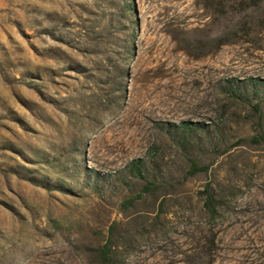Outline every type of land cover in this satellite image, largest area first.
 <instances>
[{"label": "rangeland", "instance_id": "obj_1", "mask_svg": "<svg viewBox=\"0 0 264 264\" xmlns=\"http://www.w3.org/2000/svg\"><path fill=\"white\" fill-rule=\"evenodd\" d=\"M0 264H264V0H0Z\"/></svg>", "mask_w": 264, "mask_h": 264}, {"label": "trees", "instance_id": "obj_2", "mask_svg": "<svg viewBox=\"0 0 264 264\" xmlns=\"http://www.w3.org/2000/svg\"><path fill=\"white\" fill-rule=\"evenodd\" d=\"M256 139V138H254ZM129 169L130 171L137 177L139 178H144V169H143V165H142V160L140 159H135L133 160L130 164H129ZM208 169L207 166H200L197 164V162L193 161L190 169L188 170V174L189 175H194L199 171H206ZM154 183L153 182H148L143 189V192L149 191L151 186H153ZM142 193L139 194V196H141ZM202 194H204L205 196V202H204V206L207 208V210L213 215L216 212V203L219 201L217 199V196L215 194V192L212 190V188L208 185L202 192ZM104 256L108 257V259L110 258L112 252H113V248L111 245V242H109L108 244L105 245V250L103 251Z\"/></svg>", "mask_w": 264, "mask_h": 264}]
</instances>
